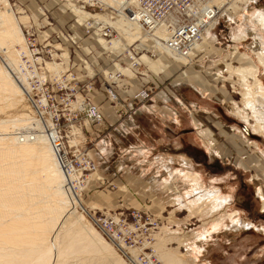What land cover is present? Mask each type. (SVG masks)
Wrapping results in <instances>:
<instances>
[{"label": "rangeland", "instance_id": "rangeland-1", "mask_svg": "<svg viewBox=\"0 0 264 264\" xmlns=\"http://www.w3.org/2000/svg\"><path fill=\"white\" fill-rule=\"evenodd\" d=\"M2 1L15 19H25L21 53L27 46L28 31L30 42L40 48L50 77L69 70L78 82L91 84L87 93L90 102L108 110V130L102 126L84 128L79 117L70 116L63 124L70 144L88 153L96 166L94 172L82 173L87 183L80 196L72 192L76 197L74 222L81 215L102 237L89 218L122 213L134 229L133 248H115L102 238L126 264H131L126 257L162 264L157 257L160 252L154 248L159 242L185 264H264V213L260 210L264 139L254 131L264 123L259 120L264 110L261 102L250 96L253 79L247 72L248 65L256 68L264 87V68L250 50L256 35L264 37V27L251 19L261 11L264 16V0L232 3L230 18L221 15L217 19L203 37L206 46L194 49L185 65L173 61L167 52L149 58L146 51L152 49L151 37L135 28L129 31L132 38L124 35V29L114 37L118 45H124L122 50L108 49V43L104 49L96 35L82 38L91 16L78 17L69 0ZM85 13L92 14L90 10ZM130 45L135 60L146 55L150 61L162 59L167 67L152 73L146 64L135 62L133 70L129 69L121 54ZM233 52L236 54L231 57ZM2 53L3 67L7 60ZM240 54L247 55L251 64ZM135 71L141 75L134 78ZM107 75L115 80H108ZM107 87L123 103L122 110L128 108L119 120L112 116L114 107L105 99ZM144 89L147 97L137 98ZM22 99L9 108V102L1 101L0 120L22 114L32 119L23 95ZM170 156L186 159L190 165L171 164ZM131 216L140 219L137 222ZM146 217L155 221L156 229L147 227ZM241 221L254 228L225 231ZM208 232L211 238L202 242L200 238ZM192 244L204 247L205 252L198 253ZM77 255L69 256L57 246L51 264H73L85 258Z\"/></svg>", "mask_w": 264, "mask_h": 264}, {"label": "bare ground", "instance_id": "bare-ground-1", "mask_svg": "<svg viewBox=\"0 0 264 264\" xmlns=\"http://www.w3.org/2000/svg\"><path fill=\"white\" fill-rule=\"evenodd\" d=\"M125 1L102 0L105 8L111 7L117 12L122 10V4ZM240 1L242 0H207L208 4L206 5L195 4V10L201 9L200 12L204 11L202 10L203 7L204 9L208 8V11L213 14V19L208 25L204 26L203 33L200 35L198 42L187 49L185 53L186 57L179 55L176 51H170L162 43L157 42L156 39L151 37L150 42H153L151 49L152 57L156 54L162 55V53H168L167 56L173 61L185 65L187 57L193 54L194 49L206 46L207 38L204 39L203 37L215 27L217 19L221 15L228 17L232 12L230 9L232 3H242ZM255 1L253 0V2ZM68 2L72 1L69 0ZM3 3L5 2L0 0V4L2 5V10H0V52H3L2 54H4L7 63H4V68L0 65V102H9V106L6 107L9 108L20 104L23 100L22 95L25 98L26 93L29 92V85L26 82L27 74L21 71L22 68L20 67L22 63L21 59L25 58L28 62L33 63L34 58L31 56L28 45L21 53L23 41L21 24L25 23V19L23 17L15 19ZM69 5L80 18L87 15L91 16L88 19L89 21H96L97 19L104 21L111 29H114H112V36L115 34V38L119 36L121 29L127 31V34L124 33V35L129 38L133 37V34L129 32L132 28L141 31L136 25L125 20L123 14L116 13L113 20H109L102 13L95 15L86 14L83 11L75 9L74 4L71 3ZM259 14L261 15L252 17L251 19L264 27L263 12L261 11ZM117 26H120V28H117ZM228 29H230V32H233L230 26H228ZM114 37L108 41L99 37L101 40L98 43L104 49L108 44H111L108 49H124V45H118ZM233 38L235 39V37ZM263 39V36L256 35L250 50L256 56L258 64L264 68ZM16 47L19 49H16ZM130 47L131 45L125 51L130 49ZM137 47L134 46V48ZM36 48L38 49V46ZM231 54V57H234L236 52ZM239 56L247 59L251 64V60L247 55L240 54ZM152 57L149 56V58ZM131 59L133 64L129 63L126 58L128 67L135 66L136 63L137 65L144 63L147 65V70L152 73H159L158 71L167 67V63L162 59L154 62L150 61L146 55H142L137 60H135L136 57L134 55L131 56ZM36 61L42 66L43 72V74H38V77L45 79V81L46 79L53 81L59 75L50 77L46 70V62L41 58L36 59ZM116 65V63L113 64V66ZM47 66L50 67V65ZM249 66H247L249 69L247 71L249 73L248 76L253 79L250 96L253 99L255 98L259 103L261 102V106H263L262 110H264V87L258 79L256 68L252 69V66ZM67 72L69 73V70L60 72V74H67ZM124 73L127 74V72ZM80 94L81 92L76 94V101H79ZM244 95L247 96V93ZM86 97L88 98L87 93ZM91 104L100 111L98 106L93 103ZM119 110H122V108ZM100 114L103 119L101 111ZM259 120L260 122L264 120V115ZM262 124L257 125L254 131L261 134L264 139V123ZM22 129L24 132L15 136ZM167 160L171 164H179L185 167L190 165L186 159L179 157L170 156ZM75 178L76 175L70 176V179ZM64 182L63 174L54 161L46 138L41 134V126L38 122L28 119L24 114L6 121L0 120V264H51L57 252V246H61L62 252L69 256L75 254H79L75 257L85 256L83 260L72 262L73 264H126L111 252L108 244L103 239L104 237L102 236V238L87 224L81 215L74 222L73 208L76 202L74 195L76 192L73 194V191H71L72 186L70 184L65 186ZM260 202V210L264 213L263 196L260 198ZM70 221H73V223L69 224ZM222 224L225 226L226 221L223 220ZM225 228V231H233L235 233L236 231L240 232L242 229L247 230L254 227L251 223L241 221L237 222L236 225ZM262 228L264 229V227ZM209 233L200 238L202 242H206L211 238ZM192 247L198 253L205 252L204 247L202 248L195 244H192ZM154 248L156 249L155 251L160 252V254H157V257L162 264H185L180 258L166 252L163 244L160 242ZM103 253L106 255H102Z\"/></svg>", "mask_w": 264, "mask_h": 264}, {"label": "built area", "instance_id": "built-area-1", "mask_svg": "<svg viewBox=\"0 0 264 264\" xmlns=\"http://www.w3.org/2000/svg\"><path fill=\"white\" fill-rule=\"evenodd\" d=\"M71 1L80 11L90 10L92 14L102 13L109 20H113L116 13L123 14L125 20L140 28L142 33L156 39L165 48L172 52L176 51L182 56H185L188 48L198 42L204 26L208 25L213 19V14L208 11V8L204 9L203 7L202 10L204 11L201 12V9L195 10L194 8L195 4L201 6L208 4L207 0H126L122 4L120 12L111 7L105 8L102 0ZM112 29L99 19L86 21L82 38L87 39L92 38V35H97L108 41L114 37V35L112 36ZM26 35V42L34 60L33 63H30L25 58L21 59V71L27 74L26 82L29 85V92L26 93L24 100L31 111L32 119L41 126V134L46 138L54 161L65 178V186L70 184L72 191L77 192L80 196L82 188L87 183L86 176H82V173H91L95 171L96 167L87 156L88 153L79 152L76 146L69 144L63 124L67 123L71 117L74 119L79 117V119H82L83 127H97L103 125L102 115L98 108L92 105L86 97V93L92 89L90 83L86 81L79 83L76 77L68 72L67 74H59L52 82L38 77V74H43L42 66L36 61V59L41 58L40 49H37L30 42L29 37L32 35L28 31ZM70 43L74 45L72 41ZM71 45H69V48L75 51ZM149 47L146 48L149 49ZM149 50L146 51V54L152 57L153 54ZM133 52V49H127L121 54L126 63L124 65L127 67L126 58L129 63H132L131 56H134ZM132 67L128 68L132 69ZM117 75L118 73L116 78L120 76ZM135 75L140 76L141 73L135 71L134 78H136ZM107 79L115 80L109 78L108 75ZM80 87L81 96L79 101H76V94L79 92ZM146 89L140 90V95L136 97L140 99L147 97ZM104 94L106 101L114 108L119 110L123 107V103H120L111 87H107ZM71 175H76V178L70 179ZM135 218L134 220L137 222L140 219L139 217ZM89 219L108 243L115 248L119 247L125 250L133 248L135 244L133 241L134 229L132 225L126 223L122 213H119L118 216L98 214L97 217L92 216ZM146 221L147 227H151L150 229L153 230L156 229L157 225L154 220L146 217ZM126 258L131 264H140L139 262H142L141 264H151L141 259V257H139V262H136L135 259Z\"/></svg>", "mask_w": 264, "mask_h": 264}, {"label": "crops", "instance_id": "crops-1", "mask_svg": "<svg viewBox=\"0 0 264 264\" xmlns=\"http://www.w3.org/2000/svg\"><path fill=\"white\" fill-rule=\"evenodd\" d=\"M109 103V102H108ZM104 105H102V106H100V107H103ZM99 107V108H100ZM124 108H127V107H125L124 106ZM128 109V108H127ZM127 109H126V111H127ZM101 111H102V114H103V125H102V127L103 128H106V130H108V121H106V119H105V117H106V115L108 114L107 112H108V110L107 109H100ZM107 110V111H106ZM111 110L113 111L112 113V116L115 118L116 117V120H119V119H121L122 118V116H124L125 115V112L126 111H121V110H117L116 108H112L111 107ZM118 111V112H117ZM121 126V125H120ZM101 127V126H100ZM177 176L179 175L180 176V174H179V172L176 174Z\"/></svg>", "mask_w": 264, "mask_h": 264}]
</instances>
